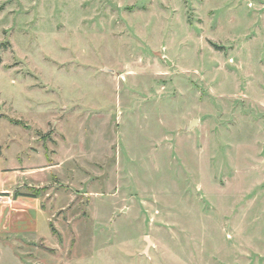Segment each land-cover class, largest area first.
Instances as JSON below:
<instances>
[{"label": "rangeland", "instance_id": "374dc122", "mask_svg": "<svg viewBox=\"0 0 264 264\" xmlns=\"http://www.w3.org/2000/svg\"><path fill=\"white\" fill-rule=\"evenodd\" d=\"M20 137L21 264H264V0H0L1 164Z\"/></svg>", "mask_w": 264, "mask_h": 264}, {"label": "crops", "instance_id": "0c3cea01", "mask_svg": "<svg viewBox=\"0 0 264 264\" xmlns=\"http://www.w3.org/2000/svg\"><path fill=\"white\" fill-rule=\"evenodd\" d=\"M18 139L23 140L21 137ZM22 143L26 145L18 147L17 155L21 161L16 164H1L3 157L0 154V254L15 257L18 264L21 262L17 253L13 248L5 246L3 236H11L13 239L29 237L48 219L41 198L33 196L37 188L36 170L39 167L34 160L35 147L31 146L29 140H23ZM16 191L29 195L15 196Z\"/></svg>", "mask_w": 264, "mask_h": 264}, {"label": "trees", "instance_id": "16d2710c", "mask_svg": "<svg viewBox=\"0 0 264 264\" xmlns=\"http://www.w3.org/2000/svg\"><path fill=\"white\" fill-rule=\"evenodd\" d=\"M12 121L15 122V123H21L19 120H14L13 119ZM33 194H34L33 196H37L36 191ZM18 195H29V194L16 191L15 192V196H18Z\"/></svg>", "mask_w": 264, "mask_h": 264}, {"label": "water", "instance_id": "95a60500", "mask_svg": "<svg viewBox=\"0 0 264 264\" xmlns=\"http://www.w3.org/2000/svg\"><path fill=\"white\" fill-rule=\"evenodd\" d=\"M149 243H150V240L148 239Z\"/></svg>", "mask_w": 264, "mask_h": 264}]
</instances>
